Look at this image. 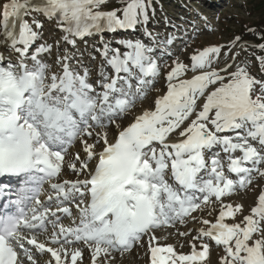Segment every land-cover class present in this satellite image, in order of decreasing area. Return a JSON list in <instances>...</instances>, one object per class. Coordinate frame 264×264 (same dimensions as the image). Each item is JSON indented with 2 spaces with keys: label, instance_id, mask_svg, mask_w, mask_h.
<instances>
[{
  "label": "snow or ice",
  "instance_id": "snow-or-ice-1",
  "mask_svg": "<svg viewBox=\"0 0 264 264\" xmlns=\"http://www.w3.org/2000/svg\"><path fill=\"white\" fill-rule=\"evenodd\" d=\"M106 2L0 3L8 53L0 51V177L17 181L0 184V264H83L85 247L90 264H111L113 252L145 237L150 264H205L213 242L224 253L219 264H264V191L247 215L223 202L264 180V75L238 59L247 46L236 36L169 66L150 55L153 47L121 40L123 52L96 49V67L78 40L146 26L151 8V0H120L122 8L102 10ZM46 23L63 33L51 60ZM257 59L264 70V56ZM162 75L166 91L130 117ZM66 171L76 178H62ZM216 202L218 216L200 221L189 254L154 246L157 230L196 220Z\"/></svg>",
  "mask_w": 264,
  "mask_h": 264
},
{
  "label": "rangeland",
  "instance_id": "rangeland-1",
  "mask_svg": "<svg viewBox=\"0 0 264 264\" xmlns=\"http://www.w3.org/2000/svg\"><path fill=\"white\" fill-rule=\"evenodd\" d=\"M2 2L4 0H0V3ZM158 3H160V0H151L152 5H157L158 17L163 19L162 23L156 25L155 20H157V16L155 13H151L147 25H138L136 30L133 31L134 33H130L131 35L129 33L122 36L116 33L112 35L113 33L111 32H109L111 35H107L105 32L98 36H87L79 41L78 48L84 53L86 62L99 67L103 58L96 49L102 48L103 43H108L110 48H120L117 41L138 40L155 49L150 55L156 58L158 63L163 65L166 62L167 65L172 66L173 60L177 56L184 63H189L190 56L197 49H202L206 46L228 45L236 36H239L241 37L240 44L246 45L247 48L241 52L238 59H245L252 69L253 75H256L257 78L264 75V70H261L257 59L259 57L257 53L261 51L260 45L256 42L254 36V33L259 29L264 31V27L260 26L264 20V12L254 10L250 5L253 3V0H177V3L171 2L170 5ZM123 6L124 4L120 0H107L106 4L102 5V10H113L115 8H122ZM148 32L152 33V35L148 36L146 34ZM62 35L63 33L59 31L55 23L45 24L43 29L44 39L49 43H53V55L49 58L50 60L55 57L56 46L54 41L59 40ZM169 40H171L170 44L167 43ZM60 47H67L72 52L77 51L71 45H65L63 42H61ZM169 52L172 53V56L168 55ZM93 57L95 58L94 60L92 59ZM169 70L170 67H162L163 75H166ZM163 75L158 78V82L154 85L159 91H153L143 104L138 105L133 110L130 117L131 115L138 114L145 108L151 107L155 97L166 91ZM95 78L94 75L93 79ZM66 159L68 160L70 157L67 156ZM262 191H264V180L256 177L253 179L251 185L243 190H237L231 196H227L224 201L233 205H243L244 214L247 215L250 214V209L256 206L258 196ZM220 208L219 203L216 202L205 206L203 212L199 215H202L204 218L212 216L213 219H216ZM211 209H214V211L209 215L208 213ZM239 219L240 214H237L236 222H239ZM227 222L231 223L232 221ZM196 227L200 228L203 226L200 223ZM196 227L195 223L181 226V232H191V235L187 237L179 235L177 231L175 234H172L171 230H167L166 232H161L160 238L163 243L174 245L178 250H191V244L188 242L195 236L193 231L197 230ZM197 242L199 243V241ZM135 254L138 258H134L133 260L136 262L131 263L137 264L139 262L141 264L146 261L144 242L135 249ZM223 255L222 249L210 247V259L205 264H219L220 258Z\"/></svg>",
  "mask_w": 264,
  "mask_h": 264
},
{
  "label": "trees",
  "instance_id": "trees-1",
  "mask_svg": "<svg viewBox=\"0 0 264 264\" xmlns=\"http://www.w3.org/2000/svg\"><path fill=\"white\" fill-rule=\"evenodd\" d=\"M172 3H177V0H160V3H163V4H166V5H170ZM254 10H256L257 12H261L263 11L264 12V0H253V3L250 4ZM151 8H154L156 11H155V14L158 17V8H157V5L156 4H151ZM151 8L149 10V15L152 13L151 11ZM154 24V23H153ZM262 27H264V20L261 22V25ZM254 36H255V40L256 42H258L259 45H262L264 44V31H262L261 29H259L258 31H256L254 33ZM257 55L260 57V56H264V51H260L257 53Z\"/></svg>",
  "mask_w": 264,
  "mask_h": 264
},
{
  "label": "bare ground",
  "instance_id": "bare-ground-1",
  "mask_svg": "<svg viewBox=\"0 0 264 264\" xmlns=\"http://www.w3.org/2000/svg\"><path fill=\"white\" fill-rule=\"evenodd\" d=\"M0 51H4V52H5V56H6V58H8L7 50L4 49L3 46H0ZM79 148H80V145H79V143L77 142V144L75 145L74 148L69 149L70 154L72 155V153L75 152V151H77V150H79ZM63 176H64V178L69 179V180H73V179L76 178L74 175L68 173L67 171H66V173H65ZM42 198H43V197H42ZM80 247H83V246L81 245ZM85 248H86V247H85ZM85 248H84V249H85Z\"/></svg>",
  "mask_w": 264,
  "mask_h": 264
}]
</instances>
